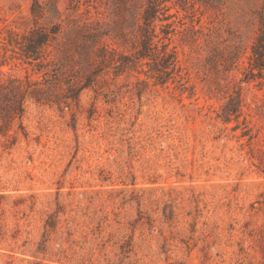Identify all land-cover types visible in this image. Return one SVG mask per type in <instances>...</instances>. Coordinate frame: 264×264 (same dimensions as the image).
I'll use <instances>...</instances> for the list:
<instances>
[{"label":"rangeland","instance_id":"obj_1","mask_svg":"<svg viewBox=\"0 0 264 264\" xmlns=\"http://www.w3.org/2000/svg\"><path fill=\"white\" fill-rule=\"evenodd\" d=\"M34 1L52 23L117 19L111 0H0V62ZM164 4L165 83L147 59L53 85L0 66L44 91L0 135V264H264V77L251 68L264 0Z\"/></svg>","mask_w":264,"mask_h":264},{"label":"trees","instance_id":"obj_2","mask_svg":"<svg viewBox=\"0 0 264 264\" xmlns=\"http://www.w3.org/2000/svg\"><path fill=\"white\" fill-rule=\"evenodd\" d=\"M111 2L110 10L116 15V20L96 17V19L89 18L81 24L63 25L49 21L45 17V8L34 1L30 8L32 26L26 33L13 34L8 41L9 48H5L10 54L4 53L0 66L13 59L19 64L36 66L42 76L51 77V79L44 78L45 83L53 85L51 80H58L57 76L66 77L73 70L76 73L80 70L91 73L116 62L119 66L128 67L147 59L146 65L149 66L150 61L154 64L150 68V77L160 79L161 84L173 79L175 53L167 50V44L162 41L168 39L167 34L159 37L155 32L156 21L165 22L170 18L164 15L168 10L164 4L165 0H111ZM90 6L97 15L100 13L96 5ZM52 11L55 16H60L56 8H52ZM112 41L134 52L125 56L112 47ZM158 43L161 44L160 49ZM252 54V70H257L258 75L264 77V23L260 27V35L256 46L252 48ZM159 71L166 75L165 79L162 74H158ZM52 72L55 73L51 74ZM178 77L182 78L180 74ZM65 81L67 80L64 78ZM87 81V84L77 82L76 86L65 82L66 88L72 87L74 92H79L91 87V80ZM40 84V82L32 83L30 80L24 83L9 77L0 79V135H6L14 119L22 117L23 103L27 98L39 101L38 97L44 91L37 87L32 89L31 86L39 87ZM58 86H62L60 82Z\"/></svg>","mask_w":264,"mask_h":264}]
</instances>
